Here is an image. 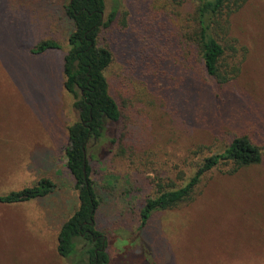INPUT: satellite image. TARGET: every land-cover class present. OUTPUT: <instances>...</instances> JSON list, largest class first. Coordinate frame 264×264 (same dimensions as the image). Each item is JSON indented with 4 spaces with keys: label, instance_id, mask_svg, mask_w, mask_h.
Returning a JSON list of instances; mask_svg holds the SVG:
<instances>
[{
    "label": "rangeland",
    "instance_id": "374dc122",
    "mask_svg": "<svg viewBox=\"0 0 264 264\" xmlns=\"http://www.w3.org/2000/svg\"><path fill=\"white\" fill-rule=\"evenodd\" d=\"M104 1L106 18L117 11L99 41L114 54L106 76L122 118L91 141L89 155L110 264H264V159L232 175H207L194 201L154 214L140 232L158 184L185 186L234 135L264 147V0H248L231 18V36L248 52L224 86L179 57L178 27L194 2ZM68 2L0 0V196L42 178L57 185L44 198L0 202V264H88L83 238L71 258L57 249L59 230L80 204L66 156L68 130L79 120L63 86L73 31ZM43 40L61 50L33 54ZM117 134L123 139L115 146Z\"/></svg>",
    "mask_w": 264,
    "mask_h": 264
},
{
    "label": "trees",
    "instance_id": "16d2710c",
    "mask_svg": "<svg viewBox=\"0 0 264 264\" xmlns=\"http://www.w3.org/2000/svg\"><path fill=\"white\" fill-rule=\"evenodd\" d=\"M185 1L194 2L196 6L178 27L179 57L191 65H200L216 85L230 83L240 74L248 52L231 36V18L248 0H181ZM65 12L73 22V31L69 36V49L63 57V86L73 96V107L79 115V120L68 130L66 156L80 204L59 230L57 249L61 257L71 258L76 253V239L83 238L91 245L88 264H110L107 235L97 227L101 202L92 179L89 145L92 140L104 139L109 127L118 124L122 118L121 107L111 93L106 76L114 62V54L99 41L103 30L115 21L117 11H112L106 18L104 0H69ZM60 50L57 41L43 40L32 53L45 55ZM122 139L117 134L112 143L118 146ZM263 159L264 147L256 144L249 135H234L232 143L223 152L201 162L185 186L163 190L158 184L157 195L148 199L142 209L140 232L154 214L178 209L194 201L207 175L221 170L232 175L261 164ZM56 189L54 181L42 178L35 187L0 196V202L24 203L44 198Z\"/></svg>",
    "mask_w": 264,
    "mask_h": 264
}]
</instances>
